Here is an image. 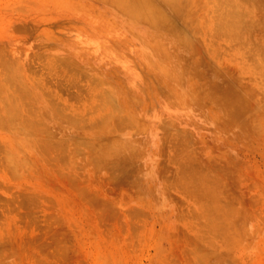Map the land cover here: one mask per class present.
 Instances as JSON below:
<instances>
[{"label":"rangeland","instance_id":"rangeland-1","mask_svg":"<svg viewBox=\"0 0 264 264\" xmlns=\"http://www.w3.org/2000/svg\"><path fill=\"white\" fill-rule=\"evenodd\" d=\"M0 264H264V0H0Z\"/></svg>","mask_w":264,"mask_h":264}]
</instances>
